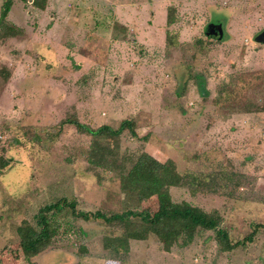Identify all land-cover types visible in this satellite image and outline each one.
<instances>
[{"label": "rangeland", "instance_id": "1", "mask_svg": "<svg viewBox=\"0 0 264 264\" xmlns=\"http://www.w3.org/2000/svg\"><path fill=\"white\" fill-rule=\"evenodd\" d=\"M6 24L0 264H264L263 230L229 252L201 230L165 252L156 227L143 225V239L116 255L103 249L115 228L66 209L52 216L46 249L29 261L14 257L17 229L35 226L39 210L61 198L87 212H139L120 176L141 154L183 177L169 188L173 202L218 211L230 241L264 224V46L255 42L264 33V0H12ZM211 25L226 39L207 38ZM195 74L205 77V99ZM68 118L92 129L130 120L137 137L125 131L95 146L60 125ZM141 207L156 208L152 200Z\"/></svg>", "mask_w": 264, "mask_h": 264}, {"label": "trees", "instance_id": "2", "mask_svg": "<svg viewBox=\"0 0 264 264\" xmlns=\"http://www.w3.org/2000/svg\"><path fill=\"white\" fill-rule=\"evenodd\" d=\"M21 1H32V4H37V0ZM11 4L12 0H4L1 5L0 27L7 25L6 17ZM172 18L173 12L170 8L167 13V23H171ZM12 33H15L14 30H12ZM225 39L226 36L223 40ZM196 44L202 46L200 45L202 41L197 40ZM10 76L9 69L0 66V83H7ZM193 79L198 95L205 99L208 96L205 77L201 74H195ZM224 93L226 94L227 90ZM133 123L130 120H123L116 129L106 125L92 129L80 123L76 118H68L61 121L60 125L67 124L77 132L90 136L92 145L97 146L100 144L101 137L106 139L116 138L125 131L136 138L137 134ZM0 166L6 167L7 162L2 160ZM182 178L166 164L150 160L147 156L141 154L132 162L131 167L120 176L122 190L128 191L137 197L138 201L135 209H139V212L134 211V208L110 214L99 210L87 212L77 209L75 200L61 198L54 204H49L39 210L34 217L35 226L24 223L23 226L17 229L20 240L18 248L14 252V257L21 256L29 261L46 249L54 236L51 218L63 209L68 210L75 219H81L84 222L96 221L108 227L111 226L110 230L115 228L113 234H108L103 238V249L116 255L128 251L131 240L143 239L142 234H140L143 225L156 227V233L160 237L165 252H168L174 244L180 247L189 245L199 230L212 232L215 243L221 252H229L239 246H244L246 243H251L258 231H264V224H255L252 231L245 238L236 242L230 241L228 233L221 227L222 218L218 211L205 212L185 201L178 203L172 201L169 188L179 186L182 183ZM151 200L155 202L156 206L153 213L141 207V203ZM131 223L137 225L136 231L130 228ZM142 229H145V227Z\"/></svg>", "mask_w": 264, "mask_h": 264}, {"label": "water", "instance_id": "3", "mask_svg": "<svg viewBox=\"0 0 264 264\" xmlns=\"http://www.w3.org/2000/svg\"><path fill=\"white\" fill-rule=\"evenodd\" d=\"M205 36L209 39L215 41H221L223 39L224 33L222 27L217 26H209L205 31ZM255 42L264 46V33L257 36L255 38Z\"/></svg>", "mask_w": 264, "mask_h": 264}]
</instances>
